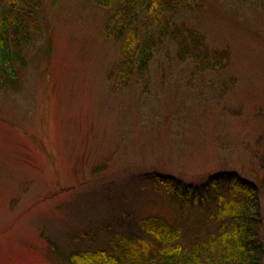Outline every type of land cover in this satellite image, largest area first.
Returning <instances> with one entry per match:
<instances>
[{"label":"rangeland","instance_id":"374dc122","mask_svg":"<svg viewBox=\"0 0 264 264\" xmlns=\"http://www.w3.org/2000/svg\"><path fill=\"white\" fill-rule=\"evenodd\" d=\"M38 4L19 87L0 89V264H69L61 253L140 235L150 214L178 223L183 242L213 228L180 211L153 170L194 184L216 170L264 179V0H200L176 16L229 49L222 70L199 73L164 46L145 82L120 88L106 11ZM261 217L264 243V195Z\"/></svg>","mask_w":264,"mask_h":264},{"label":"trees","instance_id":"16d2710c","mask_svg":"<svg viewBox=\"0 0 264 264\" xmlns=\"http://www.w3.org/2000/svg\"><path fill=\"white\" fill-rule=\"evenodd\" d=\"M39 1L0 0V89L19 87V68L25 65L27 50L41 28ZM199 1L93 0L106 11L105 37L118 44L115 87L131 80L145 82L164 46L171 47L177 61L188 62L199 73L220 71L228 64L229 49L207 47L200 32L175 20ZM252 175L246 178L238 169L216 170L194 184L166 171H150L154 184L176 197L180 211H190L195 222L213 228L204 233L194 230V237L183 242L178 223L150 214L140 219V235L117 233L108 248L70 250L61 257L69 264H263L264 179Z\"/></svg>","mask_w":264,"mask_h":264}]
</instances>
